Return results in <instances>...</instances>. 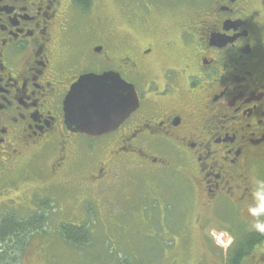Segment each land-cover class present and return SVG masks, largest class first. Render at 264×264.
<instances>
[{"label": "flooded vegetation", "instance_id": "af4514ba", "mask_svg": "<svg viewBox=\"0 0 264 264\" xmlns=\"http://www.w3.org/2000/svg\"><path fill=\"white\" fill-rule=\"evenodd\" d=\"M202 2L171 21L155 14L164 3L138 7L141 34L123 40L101 0H0V175L36 153L51 175L89 169L85 184L106 191L122 161L168 166L206 248L221 253L212 231L234 237L220 264H264V235L246 212L251 178H264V21L255 0ZM107 73L135 88L138 107L104 136L75 132L67 96L81 77Z\"/></svg>", "mask_w": 264, "mask_h": 264}, {"label": "rangeland", "instance_id": "374dc122", "mask_svg": "<svg viewBox=\"0 0 264 264\" xmlns=\"http://www.w3.org/2000/svg\"><path fill=\"white\" fill-rule=\"evenodd\" d=\"M158 1L167 13L160 9L155 14H168L171 21L169 13L180 8L182 16H192L203 0L192 8L191 0H101L99 12L120 26L122 39L129 40V34H141L133 19L138 7ZM255 2L264 21V0ZM106 23L108 29L110 22ZM44 158L29 153L0 175V218L41 215L44 221L43 229L30 239L25 264H220V257L225 262L229 257L215 239L221 253L217 256L206 248L197 222L192 221L196 213L188 201H180L178 179L168 166L150 168L135 159L122 161L116 185L103 191L85 184L91 170L53 176L51 159ZM65 224L88 226L90 244L67 243L60 233Z\"/></svg>", "mask_w": 264, "mask_h": 264}, {"label": "water", "instance_id": "95a60500", "mask_svg": "<svg viewBox=\"0 0 264 264\" xmlns=\"http://www.w3.org/2000/svg\"><path fill=\"white\" fill-rule=\"evenodd\" d=\"M64 105L70 129L98 138L119 127L138 107L139 97L132 85L113 73L90 74L72 87Z\"/></svg>", "mask_w": 264, "mask_h": 264}, {"label": "trees", "instance_id": "16d2710c", "mask_svg": "<svg viewBox=\"0 0 264 264\" xmlns=\"http://www.w3.org/2000/svg\"><path fill=\"white\" fill-rule=\"evenodd\" d=\"M42 219V217L40 219L36 216L18 222L11 215L1 218L0 243L15 241L16 244L15 248L12 247V249V245H9L8 250L0 253V264H21V254L17 248L27 247L34 233L43 229L44 221ZM60 233L67 243H71L76 247H83L89 245L91 242L92 234L86 225L78 226L65 224L61 226Z\"/></svg>", "mask_w": 264, "mask_h": 264}, {"label": "clouds", "instance_id": "9594fccd", "mask_svg": "<svg viewBox=\"0 0 264 264\" xmlns=\"http://www.w3.org/2000/svg\"><path fill=\"white\" fill-rule=\"evenodd\" d=\"M250 196L251 199L246 208L247 215L252 218L250 228L264 235V178L257 176L251 178ZM210 235L224 249L234 243V237L227 233H220L218 236L215 231H212ZM225 236H227L226 239Z\"/></svg>", "mask_w": 264, "mask_h": 264}]
</instances>
